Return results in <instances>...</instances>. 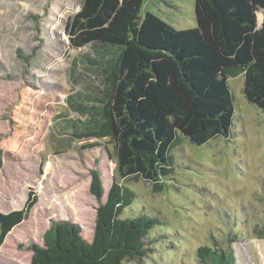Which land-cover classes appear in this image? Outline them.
<instances>
[{
	"label": "rangeland",
	"instance_id": "rangeland-1",
	"mask_svg": "<svg viewBox=\"0 0 264 264\" xmlns=\"http://www.w3.org/2000/svg\"><path fill=\"white\" fill-rule=\"evenodd\" d=\"M194 7L195 0H143L141 13L187 29L197 25ZM79 8V0H0V211L22 208L30 193L37 197L6 236L0 264H30V245H43L52 221H71L91 241L99 205L89 190L91 170L99 172L102 201L114 180L133 192L121 218L158 220L146 255L123 264H201L197 248H225L228 238L236 264H264V238L253 231L264 225V111L245 98L243 74L228 78L234 115L227 138L196 145L179 136L159 187L120 178L109 139L71 127L94 109L69 95L98 94L104 85L98 67L79 59L100 52L68 40L67 21Z\"/></svg>",
	"mask_w": 264,
	"mask_h": 264
},
{
	"label": "trees",
	"instance_id": "trees-1",
	"mask_svg": "<svg viewBox=\"0 0 264 264\" xmlns=\"http://www.w3.org/2000/svg\"><path fill=\"white\" fill-rule=\"evenodd\" d=\"M79 2L66 24L68 40L74 48L90 44L100 52H82L79 59L98 67L104 85L98 94L69 95L78 107L94 109L71 127L109 139L120 178L159 187L172 170L170 151L179 136L196 145L227 138L234 115L229 77L243 74L245 98L264 111V0H195L197 25L187 29L151 11L142 14L143 0ZM89 190L99 203L91 241L71 221H52L43 245H30V264H123L146 255L152 244L146 236L158 220L121 218L134 194L114 180L102 201L97 170H91ZM36 202L30 193L22 208L0 211V248ZM253 231L264 238V225ZM226 242L225 248H197L198 262L236 264L233 240Z\"/></svg>",
	"mask_w": 264,
	"mask_h": 264
},
{
	"label": "bare ground",
	"instance_id": "bare-ground-1",
	"mask_svg": "<svg viewBox=\"0 0 264 264\" xmlns=\"http://www.w3.org/2000/svg\"><path fill=\"white\" fill-rule=\"evenodd\" d=\"M261 19H262V13H261V10L259 12H257V20H258V23L261 22Z\"/></svg>",
	"mask_w": 264,
	"mask_h": 264
}]
</instances>
